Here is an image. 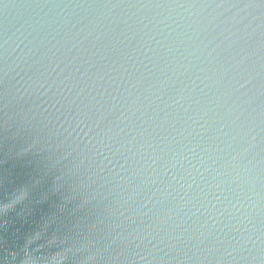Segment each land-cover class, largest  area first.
Segmentation results:
<instances>
[{"label":"water","instance_id":"1","mask_svg":"<svg viewBox=\"0 0 264 264\" xmlns=\"http://www.w3.org/2000/svg\"><path fill=\"white\" fill-rule=\"evenodd\" d=\"M21 186L12 264H264V0H0Z\"/></svg>","mask_w":264,"mask_h":264},{"label":"clouds","instance_id":"2","mask_svg":"<svg viewBox=\"0 0 264 264\" xmlns=\"http://www.w3.org/2000/svg\"><path fill=\"white\" fill-rule=\"evenodd\" d=\"M31 148H32L31 144L26 145L25 148L22 149L21 155L30 151ZM31 195H32L31 190L27 186L18 187L11 193V199L9 204L0 205V206H3V211H6L16 204H22V205L27 204L31 199ZM38 235L39 234L37 233V235L32 239L38 238ZM0 264H12L11 258L0 253ZM22 264H36V261L29 255L22 261Z\"/></svg>","mask_w":264,"mask_h":264}]
</instances>
